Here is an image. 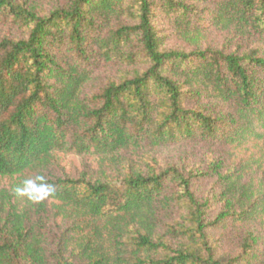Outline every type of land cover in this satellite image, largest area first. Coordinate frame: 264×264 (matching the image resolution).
Wrapping results in <instances>:
<instances>
[{"label": "trees", "instance_id": "obj_1", "mask_svg": "<svg viewBox=\"0 0 264 264\" xmlns=\"http://www.w3.org/2000/svg\"><path fill=\"white\" fill-rule=\"evenodd\" d=\"M198 1L65 0L45 12L0 0V21L24 35L0 40V178L42 175L60 155L118 165L127 151L196 139L224 144L229 163L223 172L214 165L224 206L211 222L208 203L172 166L54 180L50 197L71 221L70 235L48 259L34 231L0 227V264H223L209 229L230 220L264 231V0H207L215 28L254 38L263 52L165 49L158 14L187 33ZM114 18L122 21L109 27ZM101 61L118 66L117 74L87 99L85 85ZM186 86L232 103V111L189 108ZM170 184L180 190L169 192ZM246 241L241 258L258 238Z\"/></svg>", "mask_w": 264, "mask_h": 264}, {"label": "rangeland", "instance_id": "obj_2", "mask_svg": "<svg viewBox=\"0 0 264 264\" xmlns=\"http://www.w3.org/2000/svg\"><path fill=\"white\" fill-rule=\"evenodd\" d=\"M29 2L39 10L50 12L65 0H22ZM193 3V1H191ZM197 13L191 17L192 25L188 32L177 29L174 20L161 14L156 17L159 35L163 38L165 49L184 52L218 51L226 54H257L263 52L259 42L254 38L240 36L232 30H219L210 23L211 5L207 0L198 1ZM122 20L114 18L109 27L117 26ZM107 29V25L105 26ZM196 28L198 30H196ZM105 32V29L104 31ZM22 30L9 21H0V40L3 38H23ZM118 66L104 64L102 61L93 71L91 80L85 85L84 95L88 98L96 95L108 78L117 73ZM181 82L183 79L180 80ZM185 92H192L186 104L189 108L205 110L212 116L226 115L232 111L233 104L222 103L203 89L186 86ZM188 95V94H187ZM227 148L221 142L194 140L157 150L139 148L122 154V162L113 165L91 157L60 155L56 165L42 173L47 183L57 179L103 180L116 179L128 172L131 166L147 170H165L172 166L179 169L190 179L191 191L197 200L208 203V220L213 221L223 210V202L219 197L220 189L214 165L221 164L220 171L228 168ZM33 174L0 178V227L10 234L17 224L31 229L44 240V248L48 259L56 253L58 245L70 235L71 221L56 211L58 202L51 197L39 204L19 198L14 188ZM169 192L179 191L176 184L169 185ZM214 240L216 256L223 264H257V256L264 252V231L256 224H236L230 220L209 229ZM258 238L253 252L241 258L243 246L249 236ZM74 264H83L82 260L72 258Z\"/></svg>", "mask_w": 264, "mask_h": 264}, {"label": "clouds", "instance_id": "obj_3", "mask_svg": "<svg viewBox=\"0 0 264 264\" xmlns=\"http://www.w3.org/2000/svg\"><path fill=\"white\" fill-rule=\"evenodd\" d=\"M54 190V186L47 183L42 175H37L23 180L14 188V193L19 198H26L31 203L39 204L49 198Z\"/></svg>", "mask_w": 264, "mask_h": 264}]
</instances>
